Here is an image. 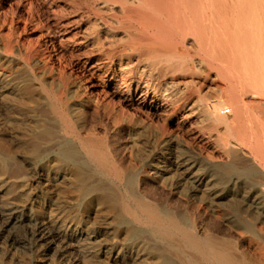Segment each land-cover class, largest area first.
Wrapping results in <instances>:
<instances>
[{
    "label": "rangeland",
    "instance_id": "obj_1",
    "mask_svg": "<svg viewBox=\"0 0 264 264\" xmlns=\"http://www.w3.org/2000/svg\"><path fill=\"white\" fill-rule=\"evenodd\" d=\"M104 1L0 0V264H188L189 257L195 258L198 264H206L198 256L195 257L177 237L165 239L154 235L151 228L134 223L131 217L126 214H123V218L131 226L130 228L120 227L116 222L114 213L111 211V207H116L121 212V201L123 198L128 197L130 193L136 197L140 196L142 198L143 196L161 204L168 203L173 212L187 216L186 220L189 219L187 214L192 208L194 213L192 214L193 217L190 218V225L194 218L199 229L206 227L211 224V213H208L202 192L195 194L194 197L192 196L193 192L190 187L193 181L198 185L219 182L218 187L225 195V211L222 210L220 220L221 224L224 225L223 229L226 230L229 222L233 223L236 219L249 225L250 231H245L240 228V225L237 226L240 229H233L236 231V238L238 239L237 251L241 256V249L244 248L251 255L261 253L260 255L264 257V249H260L264 247V172H262V169H264V163L262 162L264 149L259 145L264 140L261 127L264 126V96L257 93L254 96L252 91L241 86L236 101L232 103L226 91V82L217 78L215 72L205 62L200 61L202 56L199 53L196 40L188 36L185 43L181 44L179 43L181 39L177 38L178 43L175 45L174 50L176 54L189 59L187 64L190 69L192 68V72L186 76L175 72L174 77H171L172 79L162 76L164 73L159 72L161 76L155 75V79L159 80L158 82L161 80V83L176 80L185 85L187 84L190 88L189 95L192 101L195 100L194 102H197L202 95L211 104L220 99L226 123L218 127L220 130L210 128L209 123L211 124V120L209 119L204 125L197 122L199 126H193L192 131L190 129L188 131H177L176 129L164 131L160 122L159 125L157 124L158 128L147 129L140 133L135 138L134 143L127 140L130 135L129 131L115 122L113 111L106 110L107 112L103 111L100 112V115H97L94 110L84 105L85 97L80 91L76 79L68 76L70 67L72 68L69 65L70 59L67 58L65 52L60 53V50L58 52L48 43V39L52 34L49 31L60 33L63 29V26L60 27V25L64 23H70V30L73 33L75 31L78 33L77 41L85 42L87 39L86 42L92 44L95 41L88 25L89 16L91 18L92 16L93 18H107V21L114 18L124 21L121 7H114L113 11L109 10ZM72 6L76 9L73 10ZM83 10L85 11L83 12ZM73 11L76 13H72ZM57 12L62 18L59 17ZM54 17H57V19ZM29 18L30 20H28ZM45 19L49 22H44ZM115 23L113 21L111 25L117 27ZM100 25L104 30L103 21H100ZM43 26H46L45 29ZM139 29L143 34L130 35L145 41L144 39L148 37V33L146 34L145 30L140 27ZM156 33L158 38L163 39V41L171 40V37L163 35V32ZM115 35L117 37L113 41L115 43H112L113 45L109 43L106 47L121 50L126 46L129 33L119 32V35L118 33ZM120 36L123 39L122 43L117 42ZM102 37H104V34H102ZM73 40L71 38L68 43V46L71 44L69 47L73 46ZM46 47L48 48L45 49ZM94 49L95 55L98 54L95 46ZM46 50L52 54L49 55L51 56L50 59L52 58L51 60L45 58L48 54ZM135 57L138 58L135 60ZM135 57V65L141 68L148 66L143 60L145 54L142 53ZM97 59L105 60L107 57L102 56L101 58L97 57ZM140 59L143 61H139ZM142 62L143 66H141ZM172 65L174 66V64ZM52 66L53 68L61 67L62 70L65 69L67 75L61 76L58 71H52ZM169 66L172 68L171 65ZM144 71L145 74H149V69ZM55 72L57 75H55ZM61 84H65L67 88L65 104L68 119L70 121L73 119L72 122L78 125H82L84 121L86 125H95V129L86 128L82 134L85 137H93L97 140L104 139L108 145L111 144L112 154L119 162L121 161L120 166L125 172V179L122 183L118 182L113 176L106 174L105 171H101L99 166L94 164L85 154L82 146L73 140L71 136L65 134L62 112L60 111L59 102L55 99ZM243 102L248 107L245 119L243 117L244 113L240 111ZM235 114H239L238 129L242 127L241 132L238 133L231 132L226 125L233 120ZM102 121L103 123H101ZM214 129L215 131H213ZM247 132H253L254 136L253 141L246 142L248 146L244 141L239 140V137ZM261 135L262 137H260ZM36 136L38 137V145L43 150L55 148L57 140H68L74 143L85 162L86 177L83 185L89 189V192L84 197L80 196L79 184L81 183L71 179L72 176L67 177L68 171L62 169L61 165L46 159L42 161L32 159L31 154H29V147H31L32 138ZM165 139H172L171 147H168V149L171 148L170 150L174 152L172 160L175 161V165L181 162L182 154L185 155V153L191 157V161L197 163L199 170L191 181L182 179V172H174L173 165L167 168H159V170H157L158 168L155 169L157 161L169 153V150L166 149L167 145L165 146ZM256 140L259 141V144ZM124 159L125 161H123ZM170 184L172 185L169 186ZM95 189L101 190L98 191L99 198L107 194L112 198V203L103 205L100 201H97L94 194ZM168 190L171 192H168ZM187 200H194L196 201L194 204H196L192 206V202L188 203ZM231 200L240 201L244 204L235 205L234 209L236 210H233L227 207V205L233 204ZM227 201H230V203ZM15 209H18L19 212L15 213ZM252 209L256 210H254V214L251 213ZM237 210H239V213L235 212ZM15 215L19 218L28 216L27 218L31 219V223H14L13 218ZM190 225L188 229L194 233L195 231ZM255 236L258 237V240L255 239Z\"/></svg>",
    "mask_w": 264,
    "mask_h": 264
},
{
    "label": "bare ground",
    "instance_id": "obj_2",
    "mask_svg": "<svg viewBox=\"0 0 264 264\" xmlns=\"http://www.w3.org/2000/svg\"><path fill=\"white\" fill-rule=\"evenodd\" d=\"M104 3L109 8V10L112 11L114 7L116 8L121 7L122 14L124 16L123 18L124 21L119 20L117 18H114L111 21H107V18H100V17L93 18V16L91 18V16H89L88 25L91 28L92 31L91 34H93L94 36L93 38L95 41L92 44L87 43L86 42L87 39L85 42L77 41L76 37L78 36V33L76 31L75 32L77 34L75 32L73 33V31L70 30L71 29L70 23H64L63 25H60V27L63 26V29H61L60 33L49 31L52 34L48 39V43L53 49H57L58 52L59 50L60 53L65 52V54H67L68 56L67 58L70 59L69 65L72 66V68L70 67V73L68 74V76L74 77L76 79L79 89L85 97L84 105L94 110L97 113V115H100V112L106 110L113 111L116 120L115 122H117L119 126L121 125L122 128L123 127L127 128V130L129 131L130 135L127 140H130L131 142L134 143L135 138L138 137L140 133H142L147 129L150 130V129L158 128L159 127L158 123L160 122L162 123L161 128L164 131L168 129L170 130L176 129L177 131H184V130L188 131L190 129L192 131L193 129L191 128L193 126H197V127L199 126L197 122H201L202 124L200 125H204V123L208 122L209 119L211 120V124L209 123L210 128L212 127L220 130V128L218 127L226 123L225 116L222 112L223 106L222 104H220V99L216 100L215 103L211 104L208 103L206 97L202 95L199 97L197 102H194L195 100L192 101L191 96L189 95L190 88L187 84L185 85L184 83L177 82L176 80L175 81L164 80L165 82L161 83V80L160 82H158L159 80L155 79L156 76H161L159 72H161L162 74L164 73L162 76L165 77L167 76L170 78L174 77L175 72L182 76H186L188 73L192 72L191 71L192 68L190 69V67L187 64L189 59L185 56L176 54L174 50L175 45L178 43L177 38L181 39V42H179L181 44L185 43L186 38L188 36H191L196 40L199 46V53L202 56L200 61L202 63L205 62L208 65V67L215 72L217 78L223 79L226 82L227 85L226 91L230 96V100L232 101V103L236 101V96L241 86L243 88H247L248 90L252 91L254 93L253 94L254 96H256V93L264 96V0H105ZM90 6L92 7V5ZM72 8L74 7L72 6ZM75 9L76 8H74L73 10ZM18 10L16 11L18 12ZM84 11L85 10H83V12ZM105 12L107 13V11ZM57 13L59 15V12ZM72 13H74V11ZM55 19H57V17ZM28 20H30V18ZM47 21L48 20L44 22ZM100 21L104 22V26H103L105 27L104 30L101 28L102 25H100ZM113 21L116 22L115 24H117V27L111 25ZM139 27L145 30L146 34L148 33L147 34L148 37L146 35L147 38L144 39L145 41H143V39L141 40L139 38L137 39L135 37H131V35L133 34L134 35L143 34V32L139 29ZM119 32L129 33V39L126 42V46H124L123 49L121 50L112 49V47L107 48L106 46L109 45V43L110 44L115 43L113 42L116 37L115 34L118 33L119 35ZM156 32H163V35L165 34V36L169 35L171 37V40L166 42L163 41V39L161 38L159 39L158 36L156 35L157 34ZM6 34L7 32L5 33V35ZM102 34H104V37H102ZM71 38L74 39L73 40L74 42L72 43L73 46L69 47L71 44L68 46V43L71 41ZM122 41L123 39L120 36L117 42L122 43ZM94 46L96 47L98 53L96 55L94 51L95 50ZM47 48L48 47H46L45 49ZM46 51L48 54L46 55L45 58L50 59L51 56L49 55L51 53H49L48 50ZM142 53L145 54V58L143 60L146 64H148V66L144 67L143 66L144 64L142 62L141 66L143 67L141 68L135 65L136 63H134V57L139 56ZM102 56L107 57V59L105 60L97 59V57L101 58ZM137 58L135 57V60ZM64 60L66 61L67 59ZM141 60L142 59H140L139 61ZM139 64L141 63L139 62ZM172 64H174V66ZM169 65H171L172 68H170ZM59 68L61 67L53 68L52 66L51 69L52 71L54 70L58 71L61 76H66L67 73L65 69L62 70V68L61 69ZM147 69H149V74H145L144 70ZM55 75H57V73ZM73 86L75 87L74 84ZM76 88L78 87L76 86ZM66 95H67V88L65 84H61V87L58 89L57 94L55 95V99L59 102L60 105V111L62 112L63 122L65 126V134L71 136L73 140H75L79 145L82 146L85 154L90 158V160L94 164L99 166L101 171H105L106 174L113 176L118 182L122 183L125 179V172L123 171L124 169H122V167L120 166L121 161L119 162V160L115 158L114 154H112L111 151L112 149H110L111 144L108 145L104 139L97 140L93 137L83 136L82 132L86 128L93 130L95 129V125L92 124L86 125L85 121L83 122V124L81 123L82 125H78L72 122L73 119L72 121L68 119L66 113V104H65ZM241 105L242 108L240 111L244 113L243 117L245 119V115L248 111V107L245 102H243V104ZM238 115L239 114H235L233 120L230 121L228 124H226L227 128H229L230 131L234 133H238L239 131L241 132L242 130L241 129L242 127L238 129L237 126V121L239 118ZM101 123H103V121ZM254 126L256 125L254 124ZM261 127H262V133L264 134V126ZM201 129L203 130L202 126ZM213 131H215V129ZM160 135L162 136V134ZM260 137H262V135ZM253 139H254L253 132L252 133L247 132L245 134H242L241 137H239V140L244 141L245 144L246 142L250 143L251 141H253ZM31 141L32 142H31V147H29L30 148L29 154H31L33 160L42 161L46 159L48 161H52L54 163L61 165L62 169L68 171L66 174L67 177L72 176L71 179L73 180L75 179L77 182L81 183L79 184L80 196L84 197V195H86L87 192H89V189L83 185L84 178L86 177V172L84 168L85 162L83 161V158L80 156L79 152L74 146V143L68 140L67 141L57 140V144H56L57 146L55 148H52L51 150H45V149L43 150L38 145L37 136L33 137ZM257 142L259 144V141ZM261 142L262 143L259 145L261 146L262 149H264V140ZM171 144H172V139H167L165 141V146L167 145L166 149L169 150V153L167 154V156L165 157L163 156L164 158L161 157L162 159L157 161L156 163L157 165L155 169L158 168L157 170H159V168H163V167L167 168L173 165L174 172H182L181 173L182 179L184 178L186 181L187 180L191 181L194 178L195 173L199 170V167H197V163L191 161V157L188 154L186 155L185 153V155L182 154V158L180 160L181 162L175 165L174 163L175 161L173 162L172 160V158L174 157L173 156L174 152L170 150L171 148L168 149V147H171L170 146ZM256 147L258 146L256 145ZM262 158H263L262 162L264 163V155L262 156ZM123 161H125V159ZM262 172H264V169H262ZM171 185L172 184H170L169 186ZM218 185L219 182H217L216 184L215 183L212 184L210 182L207 184H199V185L194 181L191 182L190 188L191 191L193 192L192 196L194 197L195 194H199L202 192L205 204L208 208V213H211L210 215L211 218L208 217L210 218L211 224L206 227L204 226L200 229L198 228L196 224V220H194V218L192 224L190 225V218L194 213V209L192 211L191 208V210L187 214L189 219L186 220L187 216L185 217V215H180L173 212L170 209L168 203L161 204L158 203L157 201L149 200L143 196L142 198L140 196L136 197L130 193L128 194V197L123 198L121 201L122 213L119 212V210L116 207H111V211L112 213H114L116 222L120 227L130 228L131 226L129 222H127L123 218V214H126L131 217L134 223L151 228L153 230L154 235L163 237L165 239L166 238L172 239L177 237L184 244V246L192 254L195 255V257L198 256L200 260L202 262H205L206 264H264V257L260 255L261 253H256L255 255L254 254L251 255L250 252L242 248L241 249L242 255L240 256L239 252L237 251L236 247L238 245V239L236 238V231L233 229H236L237 226L240 225L241 226L240 228L244 229L245 231H250L249 225L242 223L239 219H236L233 223L229 222V226H226L227 231L223 229L224 225L221 224L220 220L222 217L221 216L222 210L225 211V199H224L225 195L222 194V191L221 189H219L220 187H218ZM98 191L101 190L95 189L94 191V194L96 195L95 199L97 201H100L101 204L103 205H110V203H112V198L107 194L102 196V198L101 197L99 198ZM169 191L170 190H168V192ZM190 201L187 200L188 203ZM231 201L233 204L232 205L229 204L227 205V207L233 210H236L234 209L235 205L244 204L243 202L240 201H233V200ZM191 202H192V206L196 204V203L194 204V202H196L194 200ZM227 202L230 203V201ZM254 210L253 209L251 210L252 214H254ZM18 212H19L18 209H15V213ZM235 212L239 213V210ZM27 217L25 216L19 218L15 215L14 218L13 217L12 218L14 219V223L27 222L29 224L31 223V219H28ZM189 225L195 231L194 233L188 229ZM255 239L258 240V237L255 236ZM260 249L262 250L264 249V247H261ZM188 264H198V263L196 262L195 258L189 257Z\"/></svg>",
    "mask_w": 264,
    "mask_h": 264
}]
</instances>
